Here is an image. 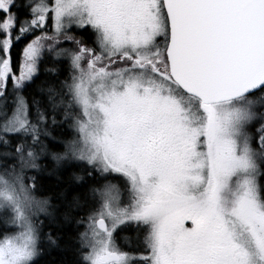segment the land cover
<instances>
[{"label":"snow or ice","instance_id":"obj_1","mask_svg":"<svg viewBox=\"0 0 264 264\" xmlns=\"http://www.w3.org/2000/svg\"><path fill=\"white\" fill-rule=\"evenodd\" d=\"M46 247L264 264V0H0V264Z\"/></svg>","mask_w":264,"mask_h":264},{"label":"trees","instance_id":"obj_2","mask_svg":"<svg viewBox=\"0 0 264 264\" xmlns=\"http://www.w3.org/2000/svg\"><path fill=\"white\" fill-rule=\"evenodd\" d=\"M24 41H22L21 43L17 44L12 52H13V59L14 61L17 59V54L20 51V49L23 47ZM47 66H51L49 64H47V62H45V64H42L41 67H47ZM50 182L49 178L45 177L42 178V183L44 184H48ZM47 194V193H45ZM45 231H48V228H45ZM52 231H53V235H56V229L55 226H52ZM66 233L70 232L71 229H65L64 230ZM63 253L56 248H52V249H47V247L45 248L44 253L37 258L36 264H58L59 260L61 259Z\"/></svg>","mask_w":264,"mask_h":264}]
</instances>
